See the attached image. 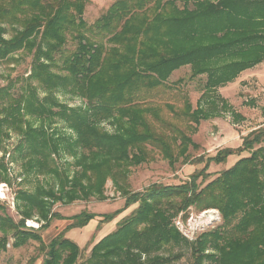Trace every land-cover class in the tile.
I'll return each mask as SVG.
<instances>
[{"label": "trees", "instance_id": "obj_1", "mask_svg": "<svg viewBox=\"0 0 264 264\" xmlns=\"http://www.w3.org/2000/svg\"><path fill=\"white\" fill-rule=\"evenodd\" d=\"M86 6L87 0H0V62L21 51L33 57L19 94L11 93L13 82L0 86V150L6 153L5 138L17 133L15 149L26 169L56 180L17 191L20 219L0 214V252L12 237L14 247L39 242V255L28 264L41 256V264H168L181 258L173 250L185 242L192 264H264V126L238 147L195 158L205 165L185 182L129 188V167L148 161L152 149L172 167L180 159L194 163L189 149L200 148L192 136L201 122L235 113L219 88L264 61V0H114L93 23L85 19ZM184 67L201 86L196 106L187 93L181 108L158 103L184 82L170 81ZM59 92L83 102L71 105ZM164 108L185 125L171 121ZM5 153L0 183L9 181ZM67 153L73 163L60 165ZM231 155L239 156L235 164L211 177V163ZM109 179L125 205L100 222L138 207L87 259L80 261L82 250L66 232L84 227L95 213L67 218L63 231L44 240L41 232L61 219L52 211L56 202L103 201ZM192 206L218 209L221 223L190 242L173 218ZM32 218L42 223L38 229L26 226Z\"/></svg>", "mask_w": 264, "mask_h": 264}, {"label": "rangeland", "instance_id": "obj_2", "mask_svg": "<svg viewBox=\"0 0 264 264\" xmlns=\"http://www.w3.org/2000/svg\"><path fill=\"white\" fill-rule=\"evenodd\" d=\"M114 0H87L85 10V19L88 23H93L100 17ZM11 34H7L9 37ZM72 47V41L68 44ZM33 57L25 51H21L14 55L11 61L0 62V86H6L13 82L11 93L16 96L22 91L30 74ZM242 79H238L234 86L225 91V97L232 102V109L235 113L227 111L222 117H216L201 122L198 131L194 133L193 140L199 144V149L190 147L189 161L186 162L180 159L173 167L163 158L161 152L157 149H152L148 161L138 166L129 167V184L132 192H138L153 183L162 184H179L190 179V176L204 167L205 163H196L195 158L200 155L207 158L214 155L219 149L224 147H238L242 142V138L246 136L259 124L264 122V67H257L245 73ZM190 69L184 67L173 74L170 81L175 83L182 78L183 83L179 84V88H174L172 92H166L164 99L157 100L158 103L174 104L177 108L183 106L182 95L187 93L196 106L197 99L201 96L202 90L198 80L189 79ZM178 90V91H176ZM43 96V93H41ZM60 100L68 102L71 105H80L83 101L80 98H73L69 94L59 92ZM165 116L171 118L173 122L185 125L180 118L174 119L167 108H164ZM238 115L237 117H235ZM33 123L39 125L40 121L34 118H29ZM179 120V122H178ZM62 129V123L58 124ZM110 128L109 125H107ZM251 130V131H250ZM69 132L70 131H67ZM245 132V135H242ZM21 136L15 132H11L9 138H5L4 147L0 150V157L5 155L4 162L8 166L9 181L0 183V203L5 206L4 212L0 210V214L6 213L13 217L16 221L20 219V214L16 208V193L19 190L34 191L38 185L50 186L56 183V180L51 175L36 174L29 172L23 165L24 159L15 149L20 142ZM240 146V145H239ZM66 153V152H65ZM246 154V153H245ZM237 155H231L228 159ZM60 165L73 163V158L67 154L63 155L59 161ZM229 160L224 163H211L209 171L211 177L222 171L228 166ZM210 177V179H211ZM106 199L101 201L96 198H91L88 201H75L71 204H62L56 202L52 208L53 212H57L61 219H54L47 230L41 232L44 240L48 243L53 237L64 230L69 224L67 218L72 217L82 211H87L97 214L92 218L87 225L82 228H74L66 232V237L75 241L81 248L80 261H84L90 255L92 246L101 238L114 231L117 228L118 221L123 218H128L129 215L138 207L134 204L125 209L114 219L103 221L104 215L113 213L125 205V198L120 192L116 191L113 182L109 179L105 186ZM213 209V208H211ZM209 209V210H211ZM216 213H220L218 209H213ZM194 206L187 211L180 212L173 218V225L176 227L175 218L182 215L186 217L191 212H201ZM211 214L209 215V217ZM32 221V223H30ZM220 221V220H219ZM217 221V222H219ZM221 222H219L220 224ZM41 222L37 218L27 220L26 226L38 229ZM177 228V227H176ZM180 232V231H179ZM182 235V234H181ZM1 236V232H0ZM183 236V235H182ZM185 238V237H184ZM186 239V238H185ZM188 240V239H186ZM189 241V240H188ZM14 239L9 237L7 249L0 252V264H28L29 260L39 255V242L31 240L26 245L14 247ZM191 242V241H190ZM162 251V253L166 252ZM174 254L181 253L180 259L172 261L168 264H192L193 258L189 246L184 242L181 246L173 250ZM166 254V253H165ZM43 256L39 257L35 264H41ZM207 264H211L208 262Z\"/></svg>", "mask_w": 264, "mask_h": 264}, {"label": "built area", "instance_id": "obj_3", "mask_svg": "<svg viewBox=\"0 0 264 264\" xmlns=\"http://www.w3.org/2000/svg\"><path fill=\"white\" fill-rule=\"evenodd\" d=\"M220 218V213L217 214L216 211L210 212L209 209H206L196 214L191 212L186 217L180 215L175 218V224L183 237L189 241H195L202 230L210 227Z\"/></svg>", "mask_w": 264, "mask_h": 264}, {"label": "crops", "instance_id": "obj_4", "mask_svg": "<svg viewBox=\"0 0 264 264\" xmlns=\"http://www.w3.org/2000/svg\"><path fill=\"white\" fill-rule=\"evenodd\" d=\"M257 67H264V61L262 62V63H260V64H258L256 67H254V68H252V69H249V70H246V71H244L243 73H241V75L236 79V80H234L233 82H230V83H228L227 85H225V86H223V87H221V88H219V93L225 98V99H228V98H226L224 95H225V91L228 89V88H230V87H232V86H234L235 85V83H236V81L238 80V79H242L243 80V76L244 75H246L245 73H247V72H249V71H251V70H254V69H256ZM225 90V91H224ZM199 99V98H198ZM198 99H197V101H198ZM197 101H196V104H197ZM228 101V100H227ZM228 104L232 107V102L231 101H228ZM232 109H234V108H232ZM262 126H264V122L263 123H261V124H259L258 126H256L254 129H257V128H260V127H262ZM251 131V130H250ZM242 135L244 136L245 135V132H242ZM242 141V140H241ZM242 143V142H241ZM241 143L239 144V145H241ZM238 145V146H239ZM239 159V156H236V157H232L231 158V160L230 159H228L229 160V163H228V166L226 167V168H224V169H227V168H229V167H231L232 165H234L235 164V162L237 161ZM223 169V170H224ZM119 222V221H118Z\"/></svg>", "mask_w": 264, "mask_h": 264}, {"label": "bare ground", "instance_id": "obj_5", "mask_svg": "<svg viewBox=\"0 0 264 264\" xmlns=\"http://www.w3.org/2000/svg\"><path fill=\"white\" fill-rule=\"evenodd\" d=\"M210 212H215V210L211 209ZM30 223H32V221H30Z\"/></svg>", "mask_w": 264, "mask_h": 264}]
</instances>
